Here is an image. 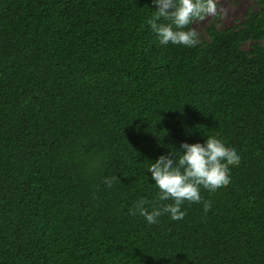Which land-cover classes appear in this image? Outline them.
I'll list each match as a JSON object with an SVG mask.
<instances>
[{
    "label": "trees",
    "instance_id": "trees-1",
    "mask_svg": "<svg viewBox=\"0 0 264 264\" xmlns=\"http://www.w3.org/2000/svg\"><path fill=\"white\" fill-rule=\"evenodd\" d=\"M152 10L0 0V264H264V0L195 47L160 45ZM208 135L240 154L230 183L129 214L170 202L149 161Z\"/></svg>",
    "mask_w": 264,
    "mask_h": 264
},
{
    "label": "clouds",
    "instance_id": "clouds-1",
    "mask_svg": "<svg viewBox=\"0 0 264 264\" xmlns=\"http://www.w3.org/2000/svg\"><path fill=\"white\" fill-rule=\"evenodd\" d=\"M155 10L148 19V26L160 45H183L195 47L199 43L197 32L188 27L194 20L204 19L217 11L216 0H152ZM236 148L226 147L215 135H208L203 142H182L179 148L171 147L168 153L149 161L147 171L158 190L150 205L144 197L138 198L129 207L131 215H141L148 225L159 223L165 214L171 220L183 219L182 205L201 203V189L209 193L227 186L231 181V168L240 163ZM115 177H105L104 183L111 187ZM210 203L203 202V211L210 210ZM150 208V210H149Z\"/></svg>",
    "mask_w": 264,
    "mask_h": 264
},
{
    "label": "rangeland",
    "instance_id": "rangeland-1",
    "mask_svg": "<svg viewBox=\"0 0 264 264\" xmlns=\"http://www.w3.org/2000/svg\"><path fill=\"white\" fill-rule=\"evenodd\" d=\"M217 11L213 15L206 16L204 19L194 20V28L199 38H204L206 28L211 23L219 27L232 26L241 21L249 9L258 8V0H216ZM264 45V39L262 41ZM249 47V42L245 43Z\"/></svg>",
    "mask_w": 264,
    "mask_h": 264
}]
</instances>
